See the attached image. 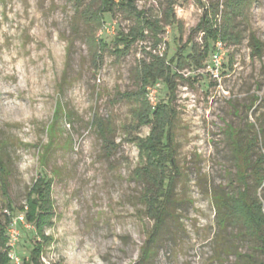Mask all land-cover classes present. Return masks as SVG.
<instances>
[{
    "label": "rangeland",
    "instance_id": "rangeland-1",
    "mask_svg": "<svg viewBox=\"0 0 264 264\" xmlns=\"http://www.w3.org/2000/svg\"><path fill=\"white\" fill-rule=\"evenodd\" d=\"M168 1L173 16L161 24V43L155 46L147 36L120 59L107 51L94 61L87 29L72 26L75 0H0V158L14 218L22 215L19 208L26 207L38 177L53 180L54 215L45 229L42 264L264 262L254 229L225 215L218 200L242 189L239 176H245L246 196L256 194L264 216V173L258 186L254 172L264 154V0H240L236 15L225 0H137L136 5L161 19ZM215 6L214 23L222 26L226 15L232 17L239 43L224 42L219 84L203 69L186 64L179 71L170 134L179 171L175 202L148 243L152 222L132 173L144 162L138 140L146 138L149 127L135 130L132 112L138 108L116 101L115 94L136 90L134 69L146 53H166L170 59L184 45L183 57L192 54V44L202 47L203 33L196 29L207 8ZM130 26L117 11L105 16L96 37L111 49L116 33ZM155 92L156 103L168 101L163 84ZM96 117L108 122L111 151L92 124ZM236 142L244 147L242 165ZM6 205L0 188L1 218L9 214ZM16 228L14 253L23 264L41 240L32 227ZM144 247L152 253L147 261L141 259Z\"/></svg>",
    "mask_w": 264,
    "mask_h": 264
},
{
    "label": "trees",
    "instance_id": "trees-1",
    "mask_svg": "<svg viewBox=\"0 0 264 264\" xmlns=\"http://www.w3.org/2000/svg\"><path fill=\"white\" fill-rule=\"evenodd\" d=\"M136 2L137 0H89L85 3L84 0H75L72 26L77 28V24L80 23L87 29L86 41L90 46L94 61L100 60V55L107 51L115 55L116 59H120L129 54L134 44L145 41L147 36H150L155 46L161 43V39L158 38L163 29L161 24L168 23L173 16V3L168 1L169 3L163 11V17L158 19L144 10H139ZM240 4V0H225L224 6L236 15L235 11L238 7L240 8ZM117 11L131 22V26L126 33L123 31L116 33L112 48L109 49L107 43L98 39L96 35L104 26L105 16H112ZM217 12L218 6L211 7L210 10L207 8L205 16L197 26L196 31L203 33L202 47L197 49L192 44V54L183 57V51L187 46L184 45L170 59L167 58L166 53L161 55L146 53V58L139 61L134 69L133 80L136 84V90L115 94L116 101L133 102L135 107L138 108L132 112L135 130L149 127L146 138L138 140V149L144 162L141 167L136 168L132 173V180L142 185L139 199L144 207L145 217L152 222L148 243L154 241L155 236L164 224L165 218L171 216L168 215L169 210L175 202L173 186L179 171L174 159L175 151L172 147L170 134L176 115L171 106L177 88L175 80L182 78L179 71L186 64L188 67L197 70L203 69L207 63H204V61L207 58L209 59L213 50V43L217 40H221L223 43L226 41L233 44L239 43L238 37L233 33L232 17L226 15L222 26H217L213 21L217 16ZM190 43L187 42V44ZM254 47V44H250L252 50ZM161 84L168 93V101L166 103L158 101L155 106H151L147 99L148 89H159ZM59 110L61 108H58L55 113V120H57ZM107 123L97 117L92 122L102 139L103 147L107 151H111L114 144L108 138L110 129ZM234 150L236 158H238V165H242L246 160L243 145L236 142ZM43 159L45 160V158ZM263 163L264 154H259L256 170L254 171L258 186H261L263 181V176L260 175L261 172L264 173ZM42 166H45V162ZM6 178V165L0 158V188L9 210V214L4 213L3 218L0 217V264H10L6 254L8 250L6 248V231L14 215V209L9 202ZM239 178L242 181V189L236 191L235 194H231L229 199L218 198L220 201L219 206L227 211L225 215H230L229 217L235 221L241 222L243 228L247 230L254 229L252 233L262 242L260 250L264 254V216L261 213V204L256 198V194L253 195V199L246 196L245 176L240 175ZM52 185L53 180L51 177H38L29 191L26 207L19 208V211L24 214L25 222L34 229L35 235L41 240L35 243L29 256L23 259V264H42V244L48 239L45 237V229L51 226L54 215L51 199ZM151 255V250L148 247L142 248V260L147 261ZM259 264H264V262Z\"/></svg>",
    "mask_w": 264,
    "mask_h": 264
},
{
    "label": "built area",
    "instance_id": "built-area-1",
    "mask_svg": "<svg viewBox=\"0 0 264 264\" xmlns=\"http://www.w3.org/2000/svg\"><path fill=\"white\" fill-rule=\"evenodd\" d=\"M225 46L221 40H217L213 43V50L210 54V57L203 68L204 73L214 82L219 84L221 81V76L223 74L224 68V58H225ZM155 89H148L147 98L150 100L152 105L156 104L155 99ZM17 224H23L26 227H31L25 222L24 214L17 217H13L10 225L7 228V245L8 249L6 254L9 259L10 264H22L20 260L15 255V247L19 239V232L16 228Z\"/></svg>",
    "mask_w": 264,
    "mask_h": 264
}]
</instances>
